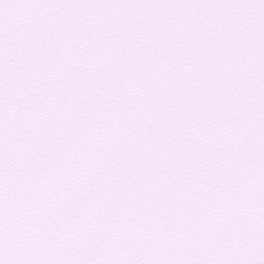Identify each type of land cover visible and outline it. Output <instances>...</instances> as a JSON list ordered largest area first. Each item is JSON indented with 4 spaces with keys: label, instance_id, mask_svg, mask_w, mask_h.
<instances>
[{
    "label": "snow or ice",
    "instance_id": "snow-or-ice-1",
    "mask_svg": "<svg viewBox=\"0 0 264 264\" xmlns=\"http://www.w3.org/2000/svg\"><path fill=\"white\" fill-rule=\"evenodd\" d=\"M0 264H264V0H0Z\"/></svg>",
    "mask_w": 264,
    "mask_h": 264
}]
</instances>
